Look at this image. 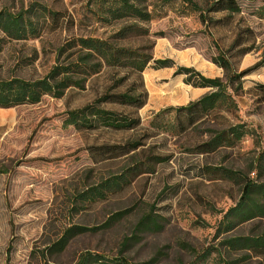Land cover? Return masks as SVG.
Masks as SVG:
<instances>
[{"label":"rangeland","instance_id":"obj_1","mask_svg":"<svg viewBox=\"0 0 264 264\" xmlns=\"http://www.w3.org/2000/svg\"><path fill=\"white\" fill-rule=\"evenodd\" d=\"M89 1L0 0L2 12L28 10L26 31L19 38L0 28V79L42 78L55 64L57 48L70 36L113 39L117 29L134 22L83 18L80 23ZM213 1L145 0L149 19L137 24L147 28V35L114 39L118 45L137 47L152 59L168 58L175 68L192 67L206 77H222L221 68L210 61L218 51L229 56L236 70L244 69L264 51V0H234L237 10L206 11L201 20L200 10ZM206 62L214 72L202 67ZM151 66L149 61L141 73L147 96L145 70ZM119 77L123 80L117 90L136 86L126 68L105 66L82 89L68 88L60 97L45 94L34 104L0 108V264H72L83 249L108 255L119 252L131 264H192L197 259L193 252L207 247L212 249L210 254L193 264H222L221 259L240 253H227L219 243L224 237L264 231V216L229 230L217 228L223 213L237 201L245 177L264 183V89L258 86L264 84V64L242 78V89L233 96V110L219 111L211 116L214 120L200 119L183 130L168 127L173 110L156 119L157 128H149L154 111L142 107L126 108L140 120L132 130L78 131L62 126L66 110L90 102L112 88ZM159 94L171 101L178 93ZM235 123L250 132L230 146L196 151L207 129ZM128 139L142 141L137 157L151 153L165 159L149 172L127 177L121 190L103 200L74 202L81 191L99 185L128 163L123 157L95 161L99 154H94L93 147ZM260 150L262 159L253 165ZM119 211L122 216L109 227L85 231L71 239L63 252L47 256L45 247L67 225L96 226ZM146 212L154 216L157 229L135 230L136 221Z\"/></svg>","mask_w":264,"mask_h":264},{"label":"trees","instance_id":"obj_2","mask_svg":"<svg viewBox=\"0 0 264 264\" xmlns=\"http://www.w3.org/2000/svg\"><path fill=\"white\" fill-rule=\"evenodd\" d=\"M145 0H90L84 7L83 17L78 19L82 23L83 18L110 22V20L130 18L134 22L128 23L117 29L111 37L100 38L93 35H73L62 42L57 48L55 64L42 77L34 80L21 78L0 79V108H7L21 104H34L47 94L52 97H60L68 88L82 89L85 81L101 71L105 66L126 68L127 74L136 79V86L117 90L123 77H119L112 88L105 89L97 97L82 106L68 109L64 112L63 127H72L75 130L109 129L112 131L132 130L139 126L138 116H133L126 108H141L145 102L147 93L143 87L142 71L149 61L152 68L170 67L172 61L168 58L152 59L150 53L137 47L121 46L117 40L132 34L145 37L147 28L137 24L149 19V14L144 6ZM30 10V8H27ZM235 11L237 7L234 0H214L207 8L200 10L201 20L206 11ZM0 11V28L8 36L19 38L26 31L24 14ZM55 15L54 11H50ZM88 13V14H87ZM30 26V22H27ZM114 38H117L114 39ZM248 49L243 51V54ZM62 57L61 60H58ZM210 61L221 68L222 77H206L192 67L177 66L173 75L183 74L182 81L193 87H206L208 91L196 99L189 100L185 104L177 106H165L155 111L148 127L157 128L156 119L169 110L174 111L172 121H167L168 127L186 129L200 119L214 120L211 116L219 111L229 112L235 108L234 95L241 91L242 78L251 71L264 64V51L253 64L241 70H236L223 51H218ZM264 89V84H258ZM113 89L112 91H110ZM107 106V107H106ZM115 106V107H114ZM120 108V109H119ZM214 123V121H213ZM205 139L195 146L198 153L215 151L221 146H230L250 129L242 123L230 124L227 127H213L207 129ZM143 145L140 139H128L121 143H102L96 147L94 154H99L96 160H112L123 157L128 163L117 174H111L99 185L89 186L77 194L74 202L91 203L105 199L109 194L119 191L127 177L149 172L155 163L163 161L165 157L148 153L137 157V149ZM263 150L258 151L253 157V165H257L262 159ZM123 212H114L99 225L85 227L69 224L62 229L60 234L46 247L47 256L59 254L64 251L70 240L85 231L103 230L122 216ZM264 216V183H257L254 178L245 177L240 194L235 203L229 206L218 222L220 226L229 230L233 225L253 217ZM158 224L149 212L143 213L134 225L135 230L147 231L157 229ZM220 246L227 253H238L234 258H224L222 264H264V231L224 237ZM213 248V247H211ZM210 247L193 253L197 259L193 263L204 260L209 254ZM217 255H220L217 250ZM192 263V264H193ZM72 264H131L126 256L116 254H104L83 249L78 252Z\"/></svg>","mask_w":264,"mask_h":264},{"label":"crops","instance_id":"obj_3","mask_svg":"<svg viewBox=\"0 0 264 264\" xmlns=\"http://www.w3.org/2000/svg\"><path fill=\"white\" fill-rule=\"evenodd\" d=\"M202 67L207 69L209 72H214V67L211 63H203ZM175 67H161V68H148L145 71L148 72L147 83L148 96L145 104L142 106L143 109H151L154 112L159 108H162L166 104H177L182 105L193 100L208 91L206 87H193L189 84H185L181 74L173 75ZM153 80L160 82H153ZM177 91V95L171 99V101H165L159 92L161 91Z\"/></svg>","mask_w":264,"mask_h":264}]
</instances>
